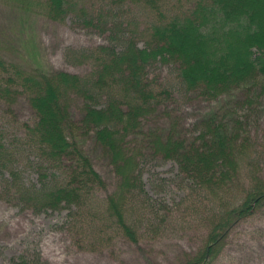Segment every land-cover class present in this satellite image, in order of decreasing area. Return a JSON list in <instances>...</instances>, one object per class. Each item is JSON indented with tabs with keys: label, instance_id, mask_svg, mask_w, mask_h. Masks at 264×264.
Here are the masks:
<instances>
[{
	"label": "rangeland",
	"instance_id": "1",
	"mask_svg": "<svg viewBox=\"0 0 264 264\" xmlns=\"http://www.w3.org/2000/svg\"><path fill=\"white\" fill-rule=\"evenodd\" d=\"M70 1L78 7L54 21L38 10L33 14L18 10L15 0H0V56L7 61L35 60L58 71L87 76L113 50L123 49L128 39L139 47L147 46L152 34L147 30L161 17L191 14L197 4L208 2ZM232 1L240 7L238 0ZM255 2L264 9L260 0ZM83 5L93 18V26L82 20L79 7ZM238 57L231 58V67L236 66ZM143 86L153 91L152 98L145 101L143 96L133 95L123 101L129 106L143 103L145 130L173 126L183 130L187 139L204 130L202 119L206 116L215 114L217 123H227V113L234 117L238 164L225 188H202L193 181L191 171H183L177 161L143 148L141 135H130L125 140L128 147V141L137 147L143 188L136 183L138 196H133L127 208L137 243L107 211V198L118 178L109 157L100 149L90 157L104 184L90 188L77 203L45 207L26 190L66 183V166L45 157L30 136L27 125H32L36 116L21 96L11 107L0 105V264H183L190 254L198 252L219 219L239 206L260 178L264 180L263 73L253 81L251 90L239 89L234 97L207 99L187 88L175 63L156 60L147 65ZM98 94L93 102L98 108L112 99H124L119 87H107ZM78 104L75 100L73 106ZM211 264H264V205L231 228Z\"/></svg>",
	"mask_w": 264,
	"mask_h": 264
},
{
	"label": "trees",
	"instance_id": "2",
	"mask_svg": "<svg viewBox=\"0 0 264 264\" xmlns=\"http://www.w3.org/2000/svg\"><path fill=\"white\" fill-rule=\"evenodd\" d=\"M238 2L240 7H235L232 0L202 1L191 14L161 17L147 30L152 32L147 46L139 47L128 39L123 49L113 50L87 76L58 71L35 60L7 61L0 56V105L11 107L23 96L36 116L35 122L27 125L30 136L45 157L66 166V183L26 192L52 209L63 202H79L90 188L104 184L90 157L100 149L109 157L118 178L116 188L107 198V211L123 233L137 243L136 230L127 219L128 205L133 196H138L136 183L141 185L137 147L130 141L127 146L130 135H141L143 148L177 161L183 171H191L193 181L202 188L223 190L238 164L233 136L237 129L232 115L225 116L227 123H217L215 114L206 116L202 119L204 130L185 139L183 130L173 126L145 130L141 121L143 103L129 106L123 100L135 95L146 101L154 96L152 90L144 88L143 75L147 65L156 60L175 63L187 88L207 99L233 96L239 89L251 90L253 81L264 75V13L255 0ZM260 2L264 5V0ZM15 3L18 10L32 14L38 10L44 18L54 21L64 19L78 7L70 0ZM79 11L86 26H93L86 6L79 7ZM235 54L239 61L231 67L229 62ZM107 87H119L124 99H112L98 108L93 103L100 95L96 93ZM75 100L79 107L73 106ZM140 188L143 190L142 185ZM263 205L264 180L260 178L241 204L219 219L202 247L183 264H211L231 228Z\"/></svg>",
	"mask_w": 264,
	"mask_h": 264
}]
</instances>
